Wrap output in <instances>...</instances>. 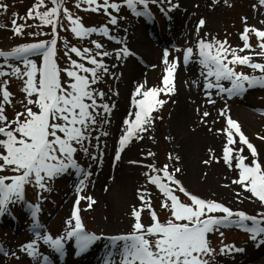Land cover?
Returning a JSON list of instances; mask_svg holds the SVG:
<instances>
[{"label":"snow or ice","instance_id":"snow-or-ice-1","mask_svg":"<svg viewBox=\"0 0 264 264\" xmlns=\"http://www.w3.org/2000/svg\"><path fill=\"white\" fill-rule=\"evenodd\" d=\"M65 0H51L52 7H46L45 0H36L24 17L27 19H38L40 25L51 26V39L40 40L32 43H21L10 50H0V57L4 64H0V77L8 75L22 79V91L25 93V102H22L23 110L17 111L14 118L9 119L6 114V106L13 103L11 93L7 84L9 80L0 82V173L10 171V175H0V216L9 212V206L17 202H24L31 210L34 239L21 245V250L27 255L36 258L42 256V264H51L48 255H42L39 251L40 241L48 245L57 253L63 254L65 243L74 238L77 254L86 252L98 241L104 240L107 249L103 264H210V257L215 254L216 249L211 246L209 235L219 230L220 227L236 226L250 234L253 241L259 240L264 244V211L257 215H250L243 210L234 211L224 203L213 199H205L187 190L177 173L180 167L165 164L157 168L154 164H148L151 173H145L149 183L155 185L162 194L161 208L167 209L169 217L161 220L153 208L151 195L146 189H138L139 205H133L131 216L133 223L131 230L126 233L106 235L88 231L81 216V201H87V208L95 203L94 197L84 195L89 177L92 176L91 165L85 169L75 158V154L82 150L93 162H99L100 155L90 153L85 142H91L94 127L99 123L101 127L109 123L105 115L98 120L100 109L105 114H110L114 104L104 102L105 93L93 87L101 78L102 74L108 72V67L102 59L97 56L106 57L107 51H97L92 55L89 48L80 49L72 46L69 51L75 53L90 62L91 66L78 62L69 56L70 67L61 68L57 63V37L58 26L63 27L61 15L66 18L71 32L78 38L87 37L93 33L102 34L109 39L107 26L88 27L82 22V18L75 16L64 6ZM158 3V0H151ZM264 5V0H259ZM87 4L89 10L105 13L109 9L117 12L121 4L103 0H77V7ZM124 6L137 16L151 17L148 5L149 0H122ZM172 8L179 7L171 4ZM227 3V0H225ZM138 6H142L140 11ZM7 5L0 3V9L7 10ZM41 8L45 10L41 11ZM110 14V13H109ZM14 17L17 14H13ZM111 15V14H110ZM244 19V30L241 33L243 46L239 50L228 45V41L216 38L205 40L198 39L194 51L192 47L183 50V62L188 64L195 56L204 71V87L207 90L217 89V95L227 93L229 97L239 95L255 86H264V75L249 76L237 71L236 65L249 66L264 74V63L254 62L250 55H239L245 49H251L253 45L249 42L250 35L254 34L258 41L260 51L257 55L264 57V29L256 28L247 24ZM111 23H117V17L111 15ZM206 21L201 18L197 25V31L205 25ZM264 23V22H262ZM14 34L22 35L27 24H17L12 20ZM39 27V25H37ZM40 33H30L39 35ZM97 50L103 45L93 40ZM67 42L65 48H68ZM135 55L125 45L116 52L117 59ZM32 57H39L40 61ZM12 58L22 63L18 65L8 63ZM180 63L179 58L169 60V51L165 50L163 64L165 65L161 86L146 87L145 83L138 84L134 89L132 98L133 111L123 121L124 129L119 136L118 148L115 150L116 161L121 159V153L133 141L141 138L140 133L147 132L154 124L156 117L154 112L158 111L167 101L161 99V94L169 95L176 91L174 79L175 71ZM5 65L9 71L5 70ZM62 73L65 76H62ZM66 77V78H65ZM214 78V79H210ZM222 81L230 82V87H225ZM118 94V93H117ZM208 103H215L211 99V91ZM205 111L203 117H208ZM220 115L226 118V125L218 129L226 135V143L222 149V159L229 169L238 170L237 178L231 181L239 185L241 189L250 193L248 197L259 200L264 207V162H261L257 148L250 142L242 131L238 121L230 115V109L220 110ZM211 130V129H210ZM103 136L109 135L102 132ZM238 137V141H237ZM264 140V136H258ZM100 136H96L99 141ZM237 142L241 145L236 147ZM250 152L251 159L244 155V147ZM99 143L96 148L99 149ZM210 152L212 150H209ZM148 155H154L148 153ZM170 160L179 161V155ZM221 157L214 153L204 160L205 165L219 162ZM132 163H138L133 161ZM74 172L79 178L76 187L77 198L74 203L71 217L66 221L67 228L63 235L53 237L50 233L41 232L45 226L41 224L38 215L41 212L39 203H31L26 200L25 186L34 184L39 189L51 191L50 183L58 176ZM154 173V174H152ZM82 177V178H80ZM178 193H183L190 202L181 199ZM239 198V194H238ZM147 209L150 214L151 223L145 225L142 222V212ZM217 213H220L219 215ZM74 221V222H73ZM223 235V233H220ZM244 248L236 247L234 244H225L220 249V254L227 255L232 252H243ZM16 256V253H12ZM18 258V257H17Z\"/></svg>","mask_w":264,"mask_h":264},{"label":"rangeland","instance_id":"rangeland-1","mask_svg":"<svg viewBox=\"0 0 264 264\" xmlns=\"http://www.w3.org/2000/svg\"><path fill=\"white\" fill-rule=\"evenodd\" d=\"M99 2L103 3V0H99ZM109 2L120 3V10L117 12L116 10L110 8L108 13H105L103 9L99 11L89 10L88 5L84 3H82L80 7H77V0H65L64 6L67 7L75 16L81 17L83 24L88 27L111 25V15H115L117 17V22H120V24L117 28L110 27L109 36L116 37L115 40H118L119 38L121 42H125L126 44L128 43L130 46L133 41L132 33L134 34L133 31L140 22L135 20L130 13L126 12L125 14V9L128 8L123 5L122 0H109ZM0 3H4L8 6L7 10L0 9V50L7 51L21 43H32L40 40L51 39V26L40 25V21L38 19H24L28 10L33 7L36 1L0 0ZM150 3H152L151 0H149V4ZM152 4H160L167 13V17H162L156 13L155 18L157 22H154L155 24L151 26L152 31L150 32L153 33L155 38L158 35L162 38H159L156 43H152V40L148 39L145 33L142 34L144 38L151 42L148 50V57L144 54H140L142 59L145 60L146 66L141 68L138 65L140 68L139 76H137L136 80L127 84V86L121 84L118 80L119 78L121 79L119 69L120 65H118L121 59H117L116 52L119 51V47H121L120 42L116 45L115 40L109 39L108 37L100 34L93 36L91 41H85V44L83 41L85 40V37H83V40L82 38L76 37L71 32L66 18L61 15V22L64 26H58L57 29V63L62 69L70 67L69 56H71L72 59H76L78 62L85 63L86 66H91L89 61L81 59V57H78L75 53H71L69 51L72 46L80 49L89 48L92 50L93 48L95 52L107 51L110 53L109 56H106L109 58L110 62L109 76L107 73L102 74V78L95 85H93L94 88L105 93L104 102L109 103L110 106L112 104L115 105L110 114H105L103 112L101 116V109L99 110L100 115L97 119L100 120L107 115L108 120L110 121L102 127L99 124V128L101 127V129H111V120L116 115L118 109L116 107V100L123 95L122 93H124V102L128 105L129 102L132 101L134 89L138 84L145 83L146 87L161 86L165 69V65L163 64V55L165 50L169 51L170 61L177 58L182 60L183 50L188 47H192L195 51L198 39L200 38L205 40L216 38L221 41L226 39L228 41V45L239 50V48L243 46L241 33L244 30L245 23L243 18L245 17L247 18L248 25L264 29V23H262L264 22V5H261L259 0H227V3H225V0H204V11L208 14L213 13L215 15L211 21H209L204 15L200 14L201 0H187V2L183 4L178 0H171V4L179 5V7H176L174 12L169 0H158V3ZM46 7L51 6L47 4ZM40 10L43 11L45 8H41ZM177 11L181 13L178 17L181 19V24H178L179 26L176 25L177 22L175 15L178 13ZM14 13L17 14V16L14 17ZM124 17L126 18L125 22ZM14 18L17 20V24H27L31 25V27H25L22 35L14 34L12 26V20ZM201 18H203L206 23L199 31H197V25ZM140 24L144 23L142 22ZM37 25H39V27ZM188 25L189 27H186ZM175 29L177 31L180 29L177 34H175ZM30 33L40 34L30 35ZM134 35H136V33ZM93 40L100 42L103 45V48L97 50L95 45L92 44ZM160 40L165 42V46H162V42ZM66 42L69 46L68 48H65ZM249 42L253 45V47L251 49H245L243 52L238 51V54L250 55L254 62L264 63V57L257 55L260 49L257 46L258 41L254 34L250 35ZM87 43L91 45L92 48L87 45ZM92 55H95L93 51ZM32 58L36 59L39 63V57ZM103 61L108 67L105 59ZM9 62L10 61L8 60V63ZM0 64H4V59L0 60ZM17 65L21 68L23 67L21 62ZM235 67L237 71L244 72L249 76L264 75L259 70H254L249 66L236 65ZM5 70L10 72V69H7L6 65ZM185 71L187 73L191 71H198V88H196L197 90H195L194 93L196 94V97L199 96L200 98L199 105L196 104L192 106L191 103L194 99L191 96H189V98L187 97L188 99L186 102L192 106L194 118L193 121L186 126V132L193 133L197 129L202 128V131L210 135L212 142L209 143L207 141H203L201 143V153L197 157V162L202 167V169H200L197 173L198 179H201L199 180L200 183L203 181L199 184L200 186L195 187L189 181L185 180L183 174L182 176L177 173V178L180 179L187 190L193 194L205 199H213L222 202L234 211L243 210L250 215H257L258 213L264 211V207L261 206L259 200L254 197L249 199L248 197L251 195L250 193L241 189L239 185L231 183L233 179L237 178L238 170L229 169L224 163L222 159V149L226 143V135L222 132H218L217 130L223 129L226 125V118L220 115V110L225 108V105H227V108L230 109L231 117L238 121L242 131L248 137L250 142L257 148L261 162H264V140L258 138V136H264V86H255L242 94L231 97H229L227 93L217 95V89H205V79L204 76L201 75L204 70L199 65L197 58L194 56L188 64H182L180 62L175 71V87L180 86L181 90L184 82H178L180 80L178 76ZM62 76H65V74L62 73ZM4 80L10 81L7 84V88L14 94L11 97L13 103L6 106V114L9 119H12L17 111L23 110L22 102L26 103L25 93L22 91L23 81L22 79L11 75L0 77V82H3ZM221 83H223L225 87L231 86L228 81H222ZM208 91H211L212 93L211 99L215 101L214 104L208 103L209 96L206 94ZM160 98L165 99L167 102L160 107L158 111L153 113L156 119L153 126L149 128L150 131L140 133L141 138L139 139H133V141L121 153V159L119 161H116L114 158L115 150L118 148V140L116 142L115 138L117 139L123 132L124 125L122 124V119L125 120L126 116H128V114L126 115V107L122 109L118 118L119 123L122 124L119 125V132L112 133V137H109L103 136L102 132L99 131V141L96 140V137L94 140L96 143H99L100 146L98 155H100L101 152L102 155L100 156L98 163L93 162V166L91 168L93 178L91 179V177H89L87 186L83 192L84 195H91L94 197L95 193L98 194L100 192V190L93 189L94 182L98 179L101 180V176L106 170H109L110 165H117L120 169L123 166L131 165L133 161L138 162L134 164H141L145 166L148 164H154L157 168H162L163 165L168 164L170 165L169 170L171 171L173 167H179V163L184 162V158L180 154V151L177 150L175 146L176 144H174V140L177 142L176 137L178 136H172L170 132L172 124L171 115L174 112L173 110H175L177 101L174 97V93L169 95L161 94ZM112 99H114V102H112ZM129 109L133 110L132 104L129 106ZM205 111L210 113L208 117H203V113ZM97 127V125L94 127L92 137L96 136ZM109 140H111L112 144L109 143ZM85 146L88 147L90 153H93L95 148L93 138L90 144L86 141ZM240 146L239 142H237L236 147L239 148ZM243 147V154L251 159L250 152L246 145ZM209 150L212 151L210 152ZM148 153H153L154 155H148ZM213 153L217 157H221V159L219 162L208 164L210 167H207L203 161L207 160ZM170 154L172 157L179 155L181 159L179 161H175L174 159L170 160ZM75 158L82 167H85L90 160V157L82 150H79L75 154ZM140 168L141 171L139 175H136V182L132 185L130 192L133 198V203L129 204L128 209L134 204H140L138 199V189H146L151 195L153 208L159 218L161 219L162 216L167 219L169 216L166 214V209L161 208V202L163 199L162 194L155 185L148 182L145 176V173H151V170L142 166H140ZM69 173L55 178L50 183L51 191L41 190L34 184L25 186V197L28 200L34 201L33 203H36L41 196L45 195V197H47L45 204L43 205L44 208L38 215V219L41 224L45 226V228L42 229V233L46 231L47 233L53 235V237L56 235H63L65 233V230L68 227L66 221L71 217L72 213L70 212L71 202L74 199L73 197L77 195L75 184L78 182V179L72 176L68 178L67 176ZM10 174V171L0 173V175ZM94 178H96V180ZM212 182L215 184H211ZM216 187L223 190V193L217 191ZM109 192L111 191L105 190V195H108ZM180 194L183 198L188 199L183 195V193ZM80 206L81 215L85 220L86 227L95 233H102V231L99 230L95 224L96 211L99 209L98 203L96 202L89 209L87 208V201L82 200ZM128 209L125 208L126 212ZM217 214L219 215L220 213ZM11 215H13V217H11ZM150 220L149 211L145 209L142 212V222L145 225H148ZM31 224V212L26 215L23 208H19V206L15 209L12 205H10L9 212L0 216V264H37L36 259L39 257L33 258L27 255L25 251L21 250V245H24L27 241L34 239L27 236L26 233L27 227L31 226ZM222 228L224 227H220L218 231L209 235L211 246L216 249L215 254L209 258L210 264H264V244L259 243V240L253 241L248 232L241 236L239 235L240 233L233 229L231 231H227L222 230ZM129 229L121 231L126 233ZM103 231L109 234L121 232L119 230ZM221 232L223 235L220 234ZM38 243L39 251L42 255H44V253L51 252V248L48 245L43 244L42 241ZM225 244H234L236 247L244 248V251L232 252L227 255L220 254L219 249ZM13 252L16 253V256L12 255ZM86 258L87 257H80V260H75V264H78L79 262H83L85 264Z\"/></svg>","mask_w":264,"mask_h":264},{"label":"bare ground","instance_id":"bare-ground-1","mask_svg":"<svg viewBox=\"0 0 264 264\" xmlns=\"http://www.w3.org/2000/svg\"><path fill=\"white\" fill-rule=\"evenodd\" d=\"M180 3H186L187 0H178ZM204 0H201V9L200 14L204 15L209 21L214 18V14L204 11L203 8ZM215 12V11H214ZM180 14L176 16L177 26L181 24V19L178 18ZM186 27H189L186 26ZM133 41L131 42L130 48L136 51L137 53L144 54L148 57V50L150 48V43L142 36V32L138 31L136 35L132 34ZM127 47L128 43L126 44ZM125 46V45H124ZM124 67V64L121 63L120 68ZM139 69L137 66L128 62L125 67L122 69V74L124 75L120 81L121 84L127 86L130 82L136 80L137 76H139ZM184 73V74H183ZM180 76V77H179ZM178 78L180 80L178 82L183 81L184 85L181 90L180 86L176 87V91L174 92V97L177 101V105L175 110L172 112V124H171V135H177L174 144H176L177 150L180 151V154L184 158V162L179 163V167L181 168L180 175H184V179L189 181L195 187L200 186L199 184L201 179H198L197 173L200 169H202L201 165L197 162V157L201 153V143L203 141L212 142V138L210 135L206 134L202 131V128L197 129L193 133L186 132V126L189 125L194 118L192 113V106L200 103L199 96L196 97L194 93L196 88H198L197 80H198V71H191L189 73L182 72L179 74ZM178 88V89H177ZM186 89V90H185ZM125 90V89H124ZM117 100H116V107L117 113L114 116V128L112 130L118 128L119 123V116L122 112L124 107H127L126 103L124 102V93H122ZM191 96L194 100L192 101V106L188 104L187 99ZM188 97V98H187ZM114 102V99H112ZM118 124V125H117ZM148 129L147 132H149ZM188 158V161H187ZM207 167H210L207 165ZM141 168L136 166H123L122 168L110 167L109 170H106L105 173L101 176V180H97L93 186V189L100 190L98 194L95 193L94 199L98 203V211H96V221L95 224L102 231V233L106 235H114L125 233L121 230L125 231L131 230V226L133 221V217L131 216L132 206L129 207V204L133 203V198L131 195V188L136 182V175H139ZM182 175V176H183ZM215 184V183H211ZM216 186V185H214ZM217 191L223 193V190L216 187ZM105 190H109L108 195H105ZM135 205V204H134ZM125 208L128 209L126 212ZM125 210V211H122ZM103 230H119L121 232L117 233H105ZM128 232V231H127ZM100 234V232L98 233ZM69 242H72L70 239ZM106 241L101 240L98 241L94 247L98 248V251L101 249L102 253L94 250L90 254H88V259H86V263L89 264H103L104 258L106 257L107 249L105 248ZM66 250L68 252L76 251V245L70 243L67 246ZM97 252V253H96ZM69 254V253H68ZM71 256H74L72 254ZM1 261V259H0ZM85 263V264H86ZM81 264H84L83 262Z\"/></svg>","mask_w":264,"mask_h":264}]
</instances>
